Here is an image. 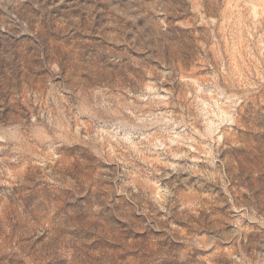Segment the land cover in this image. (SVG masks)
Segmentation results:
<instances>
[{"label":"rangeland","instance_id":"rangeland-1","mask_svg":"<svg viewBox=\"0 0 264 264\" xmlns=\"http://www.w3.org/2000/svg\"><path fill=\"white\" fill-rule=\"evenodd\" d=\"M0 264H264V0H0Z\"/></svg>","mask_w":264,"mask_h":264}]
</instances>
